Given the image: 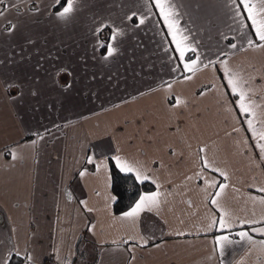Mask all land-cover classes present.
<instances>
[{
  "label": "crops",
  "instance_id": "0c3cea01",
  "mask_svg": "<svg viewBox=\"0 0 264 264\" xmlns=\"http://www.w3.org/2000/svg\"><path fill=\"white\" fill-rule=\"evenodd\" d=\"M33 2L48 15L33 22V41L0 40V264H29L28 254L32 264H264V141L248 124L264 131V48L248 47L259 41L247 14L236 17L231 0H170L196 49L181 60L154 0H75L66 19L56 0ZM132 12L148 19L136 27ZM114 28L124 34L112 41ZM104 31L117 48L107 59ZM221 61L241 77L249 113ZM116 156L148 179L120 171ZM110 162L153 184L141 196L159 193L158 207L114 214Z\"/></svg>",
  "mask_w": 264,
  "mask_h": 264
},
{
  "label": "snow or ice",
  "instance_id": "6c2138e0",
  "mask_svg": "<svg viewBox=\"0 0 264 264\" xmlns=\"http://www.w3.org/2000/svg\"><path fill=\"white\" fill-rule=\"evenodd\" d=\"M4 0H0V4H3ZM57 4H62V11H58L56 15L61 19H66L71 16V14L75 11V0H56ZM145 3L147 4V0H145ZM232 5L235 6V15L236 17H240L243 13L247 14V19L251 22V27L254 29L255 37L258 42H254L252 39L247 40V45L249 48H264V16H261V13H264V8L260 9V11H257L256 5L251 2V0H239L237 3V0H231ZM155 7L159 10L160 15L163 17L164 23L167 25L168 31L172 37V42L175 44L176 51L179 53V58L181 60H184L186 51H192L195 52L196 49L190 47L187 44L188 37L184 36L182 31L178 27V22L176 20V16L178 13L175 11V6L170 3V0H154ZM242 10V11H241ZM4 13L0 11V16H3ZM126 19L129 22H132L134 26L139 27L140 25H143L145 21L148 19L147 16L139 15L136 12H132L130 15L126 17ZM241 26L245 27L243 24V21L241 20ZM14 27V26H13ZM97 34L103 31V27L97 28ZM123 30L121 29H113L111 40L115 41L119 36H122ZM99 47L106 48L107 49V55L104 57L107 59L108 57L113 56L117 52V48L112 44L108 43L105 44L103 41L99 42ZM231 47L235 49L237 47L236 44H231ZM209 63H212L209 61ZM221 63L224 64V75L227 79V84L231 88V92L233 95H237L239 98V104L238 107L241 112L243 113H249L251 111V105L248 103H245L247 99V95L242 87L241 77L238 73L233 72L228 66L226 62L221 61ZM199 64V57L196 59H192L190 62H186L184 64V69L189 72H195L197 70V66ZM203 67H208V64H204ZM185 79H191V77H185ZM180 101L178 100L177 103ZM249 127L252 129L253 135H256L259 137V140L264 141V131L257 132L256 129L252 125V121H248ZM259 150L261 153H264V143H261L258 145ZM201 152L204 151V149H200ZM13 159H16V153H12ZM114 160L116 162V166L120 169V171H127V172H136L137 179H141L142 173L141 171L134 167L133 164L128 163L126 160H123L120 156L114 157ZM87 163L91 164L93 163V158L89 156L87 158ZM102 165H96L97 170L100 169ZM204 166L208 167V162L205 160ZM216 171H219L218 169H215ZM80 175L83 177L85 175V172H80ZM220 175L223 176L225 179H227V174L225 172H220ZM143 179H148L147 176H143ZM208 183L209 187L215 186V181H206ZM227 187L225 184L219 185V191L215 193L217 197H219L224 189ZM260 192H264V187H261L258 189ZM159 193H151L143 195L139 198L135 206L129 211L123 214L124 218H131L136 219L139 217L140 213L145 211L146 209L151 211L153 208L158 207L159 205ZM251 199L255 200V197H251ZM81 203L85 204L86 201H81ZM213 204L217 203V200H212ZM260 204H264V197H261L259 200ZM91 211V209H89ZM229 213L223 212L219 219V225L221 229H227L231 227V224L228 222L226 217H228ZM261 219H264L262 217ZM255 221H241V223H254ZM212 223H216V221H213ZM211 227V225H209ZM261 232H264V229L259 230ZM237 235L243 240L247 239L249 241L252 240V237L249 236L248 232H239ZM132 239H136L133 237ZM143 243H147V241L144 239V237H139ZM127 243V241H125ZM216 243L221 251V254H223V250L227 244H231L232 241L229 239L227 235L220 236L216 238ZM261 244L264 245V241H261ZM17 255H19V251L16 252ZM29 264H32L33 257L31 254H28L26 257ZM134 259V257H133ZM5 264H7V260H5Z\"/></svg>",
  "mask_w": 264,
  "mask_h": 264
},
{
  "label": "rangeland",
  "instance_id": "374dc122",
  "mask_svg": "<svg viewBox=\"0 0 264 264\" xmlns=\"http://www.w3.org/2000/svg\"><path fill=\"white\" fill-rule=\"evenodd\" d=\"M37 8L33 0H4L0 4V11L4 13L0 16V40L12 38L24 42L33 41V22L46 21L48 18L45 14L38 15ZM33 11H36L34 19Z\"/></svg>",
  "mask_w": 264,
  "mask_h": 264
},
{
  "label": "trees",
  "instance_id": "16d2710c",
  "mask_svg": "<svg viewBox=\"0 0 264 264\" xmlns=\"http://www.w3.org/2000/svg\"><path fill=\"white\" fill-rule=\"evenodd\" d=\"M62 9V4L54 6L53 11L57 12ZM106 34V35H105ZM102 35V34H101ZM105 35V36H104ZM103 42L108 43V31L103 33ZM106 48H101V54H104ZM193 54H189L187 58H191ZM110 179H111V191L114 195L113 213L122 214L130 210L139 197L144 193H149L154 190L153 184L149 182H139L131 174L121 173L110 162ZM20 258L12 257L7 264H20Z\"/></svg>",
  "mask_w": 264,
  "mask_h": 264
}]
</instances>
